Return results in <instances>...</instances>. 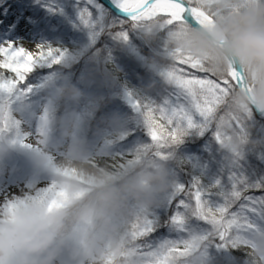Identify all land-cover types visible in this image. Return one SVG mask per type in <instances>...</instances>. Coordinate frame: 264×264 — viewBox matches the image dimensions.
<instances>
[{"label": "clouds", "instance_id": "obj_1", "mask_svg": "<svg viewBox=\"0 0 264 264\" xmlns=\"http://www.w3.org/2000/svg\"><path fill=\"white\" fill-rule=\"evenodd\" d=\"M213 10L218 13L213 24L173 30L167 49L201 61L217 77L241 70L244 84L231 91L225 110L264 115V0H213ZM24 85L11 92L0 88V157L21 145L28 148L51 190L41 199L33 186L11 205L0 203V264H213V240L196 232L171 253L142 249L135 235L172 189L167 157L148 148L113 163L116 157L80 135L74 110L55 124L58 141L47 113L28 131L21 101L31 89ZM80 97L79 88L66 80L51 89L53 103L76 105ZM236 247L248 264H264V228H253Z\"/></svg>", "mask_w": 264, "mask_h": 264}, {"label": "rangeland", "instance_id": "obj_2", "mask_svg": "<svg viewBox=\"0 0 264 264\" xmlns=\"http://www.w3.org/2000/svg\"><path fill=\"white\" fill-rule=\"evenodd\" d=\"M65 1L66 4L64 5L66 8L64 7L61 10L57 7L59 2L55 0H48L50 5H46L47 0H26V2L19 1L20 7L24 6L23 8L21 7V9H17L15 5L11 4L12 2L7 1L6 4L0 8V44L7 41H13L18 46H23L34 53L37 52L36 48L38 46H43L45 48L51 47V45L43 43L42 36L36 33V28L34 27L30 17L32 15V9L30 6L35 4L36 6L40 5L49 7V9H51L54 13H60L59 15L62 16L69 10H67V8L70 3H72L70 4V11L74 15L77 22L76 30L82 33L86 38L93 39L97 42L99 40V36L93 31V17L87 10H89V8L90 10L92 9V11L98 16L99 20L103 21L106 16L101 7L105 9L107 8L97 0ZM53 8H56L57 11L53 10ZM77 8L84 9L83 11H79ZM82 13L86 14L87 23H85L81 18ZM57 19L58 18L53 19L54 24ZM135 23V27L131 30L132 33L135 34V37L145 45L151 46L155 54L163 57L164 59H169L170 55L166 46L167 37L169 35L168 30L155 25ZM72 41V38L67 37L64 41L65 47L58 46L57 50H68L73 43ZM117 46H119L120 50L118 51L121 53L120 63L118 62L119 59L116 54L111 55V57L108 55L105 59L110 60L114 65H128L133 72L136 71L135 69H138L140 76L135 83H138L139 81L143 84L144 79L148 78H155L156 80L160 79L161 81L167 83L163 74V70L165 68L161 64L150 63L146 56L142 54L135 41L127 35V33L124 34L121 42H118ZM120 67L121 66H118L117 68L120 69ZM0 74L8 73L7 70L0 69ZM10 75L14 77V74ZM80 78L75 79L77 83H80V86H76L81 92L79 103L76 105H70L63 102L53 103L51 99V89L53 86L62 80H66L71 83L73 81V76L68 75L63 71L56 70L55 72L49 74H40L36 77V80H34L33 83L29 85L25 84L24 86L31 89V91L21 101L23 114L22 125L28 131H32L34 128L38 127L41 117L47 113L49 119L53 122L51 135L54 140L58 141L59 134L55 124L62 120L69 111L74 110L80 120V135L85 137L94 148L104 149L111 153L113 157L117 158L116 161H113V163H116L130 155L129 152L131 147L137 145L141 141L140 139H142L143 134L133 136V138H130L124 144L122 143L119 145L117 142H113L112 139H117L118 137L117 131L122 130L123 127L120 123H115L112 125V129L105 130L104 127L106 125V121L109 120L110 117H102L103 113L99 115L100 118L102 117V124H95V118L93 120V115L97 109L96 103L102 96H112L113 98L118 97L115 99H120L123 102L120 103L126 107L127 111H131L132 113L135 112L140 117L142 113L134 108L132 104L133 100L138 101V99L132 98L126 89L120 87L108 69L96 74L93 78H88V75ZM153 98H155V96H153ZM112 104L111 100H108L104 104L103 112L107 109H112ZM253 114L255 115V118L260 121H264V118L257 117L255 112H253ZM114 115L115 113L113 112L111 114V120H113ZM140 126L146 129L143 123L140 124ZM234 131V128L230 129L231 139L226 142H221L217 139V132L214 135L213 140L215 143L222 148L227 147L226 151L220 153L222 157V161L220 163H217L212 151L210 154H206L204 156V153L197 150L187 156L193 163V170L207 178V180L211 183L222 184L224 181H227L230 185L234 184L233 178L226 177L225 172L227 167H233V165L237 166V162H234V160L238 161L239 156H233L232 162L230 152L242 155V152L239 150L243 149L241 148L242 145H244V148L246 146V136H242L241 134L236 139H232ZM259 140H262L263 148L264 129H261ZM229 144L232 146H229ZM242 151L244 153L246 150ZM191 155L192 158L190 157ZM237 168L239 170V167ZM186 177L187 176L181 175L179 177L181 180L179 181L182 182L187 180ZM48 179L49 177L43 169H39L34 166L30 150L21 145L13 154L7 157H0V203H4L7 200H11L21 195L29 194L33 186L39 190L44 189L48 183ZM187 186L190 187V183ZM176 189L177 186L173 185L172 189L162 198L161 204L152 212L154 232L148 237L147 243L158 245L166 239L175 237L176 233L170 224V216L175 211V205L178 203V200L175 201L177 198ZM190 189L191 188H187V190ZM181 195L184 194L181 193ZM184 198L187 197L184 196ZM242 206L243 207L240 206L239 208L232 210V212L242 220H246L248 217L258 214L259 200L249 198ZM161 222H163L166 233L161 232L163 230V228H160L159 226ZM249 223L261 228L256 223ZM205 231H207V229H200L201 233ZM209 255L213 264H240L239 261L230 259L227 247H217L214 242L210 246Z\"/></svg>", "mask_w": 264, "mask_h": 264}, {"label": "snow or ice", "instance_id": "obj_3", "mask_svg": "<svg viewBox=\"0 0 264 264\" xmlns=\"http://www.w3.org/2000/svg\"><path fill=\"white\" fill-rule=\"evenodd\" d=\"M115 2L133 22L165 28L169 34L187 24L201 26L213 24L218 14L213 10V0H115ZM233 10L236 11L238 8L234 7ZM81 18L87 23L86 14L82 13ZM36 49L37 52L34 53L13 41L0 44V69L7 70L8 73L0 74V88L11 92L18 84L21 86L24 84L26 75L31 73L38 63H58L63 55L51 47L38 46ZM169 55L172 62L166 66L163 74L171 86V98L165 99L161 104L132 101L133 107L142 113L143 124L150 137V142L142 145L137 152L152 148L155 155L167 157L170 146L179 142L187 129L196 127L197 121L201 127L209 124L216 126L217 139L221 142L230 140V129L241 128L242 119L251 113L234 114L225 110L231 91L244 84L243 72L233 68L227 76L217 77L210 73L201 61L191 56H182L178 50L169 52ZM10 74H14V77ZM50 190L41 189L37 195L41 199H46ZM176 192L177 198L183 193L187 199L180 198L170 216L175 237L166 239L158 245L147 243L148 237L154 232L150 213L135 233L142 242V249L149 252L157 250L171 253L176 250L173 246L185 242L186 237L192 232L200 234L202 238L212 239L217 247H233L244 242L246 234L256 227L235 215L227 205L210 207L199 189L186 190L184 186H177ZM11 203L12 200L4 202L7 205ZM3 207L4 205L0 204V208ZM49 207L51 208V204ZM200 229L207 231L201 233Z\"/></svg>", "mask_w": 264, "mask_h": 264}, {"label": "trees", "instance_id": "obj_4", "mask_svg": "<svg viewBox=\"0 0 264 264\" xmlns=\"http://www.w3.org/2000/svg\"><path fill=\"white\" fill-rule=\"evenodd\" d=\"M7 1L12 2L11 4L15 5L17 9L24 7H20L19 1L26 2V0H0V8L6 4ZM55 1L59 2L57 7L60 10L64 7L66 8L64 5L66 4L65 0ZM70 4L67 8V10L69 9L67 13L62 16L59 15L60 13H54L49 7L36 6L35 4L30 6L32 9V15L30 16L32 23L36 28V33L42 36L43 43L51 45L53 49H57L58 46L65 47L64 41L67 37L72 38L73 43L68 50L59 51L63 53V55L58 63H38L33 71L26 75V80L23 83L29 85L33 83L40 74L45 75L60 70L73 76L72 83L80 86V83H77L75 79L82 76L86 77L87 75L88 78H93L96 74L108 69L117 84L126 89L132 98L138 99L141 103L161 104L165 99L171 98L172 89L166 82L160 79L148 78L144 79L143 84L139 81L135 83L140 76L138 69H135L136 71L133 72L128 65H114L113 62L105 59L108 55L111 57V55L116 54L119 59L118 62L120 63L121 53L118 51L120 48L117 45L118 42H121L124 34L127 33V35L135 41L142 54L146 56L150 63L161 64L166 68L168 65L166 62H168L169 59H164L155 54L151 46L145 45L139 41L135 37V34L132 33L131 30L135 27V22L119 18L103 7L101 8L106 17L103 21H100L96 13L89 8L87 11L93 17V31L99 36V40L95 42L93 39L86 38L82 33L76 30L77 22L70 11ZM46 5H50L48 0ZM83 9L84 8H77L79 11H83ZM53 10H56V8H53ZM54 18H58L55 24L53 23ZM118 66H121L120 69L117 68ZM153 96H155V98H153ZM115 98L112 96H102L96 103L97 109L94 112L93 120L95 118V124H102L101 119L103 116L110 117V119L107 120L108 122L106 121L104 127L105 130H110L112 129V125H114L110 122L112 121L111 114L114 112L115 115L113 120L120 123L123 127L122 130L117 131V139H112L113 142H117L119 145L122 143L124 144L130 138H133V136L143 134L142 139H140L141 141L137 145L131 147L129 153L132 154L142 145L150 142V137H148L146 129L140 126V124L143 123V115L139 117L137 113L127 111L126 107L121 104L123 102ZM108 100H111V103H113V108L103 112L104 104ZM102 113L103 115L100 118L99 115ZM261 129H264V121L255 118L253 112L242 119V127L235 129L232 139H236L241 134L242 136H246V146L245 148L244 145L241 146V148H243L242 150L246 151L243 153L242 150H239L242 152V155L230 152L232 162L233 156H239V158L238 161L234 160V162H237V166L233 165V167H227L225 172L226 177L233 178L234 184L230 185L227 181H224L222 184H217L211 183L207 178L197 173V171L195 172L193 170V163L187 156L197 150L204 153V156L210 154L212 151L215 160L217 163H220L222 161L220 153L226 151L227 147L222 148L214 142V135L218 130L216 126L209 124L205 127H201L200 122L197 121L196 127L187 129L180 137L179 142L171 145L167 150L170 174L174 181L173 185L184 186L186 190L187 188H191L190 190L199 189L204 200L210 207L227 205L231 210H234L240 206L243 207L242 205L245 204L249 198H255L259 200L258 214L248 217L246 220L264 228V147L262 148V140H259ZM190 157L192 158V155ZM237 167H239V170ZM181 175L187 176V180L182 182L179 181L181 180L179 179ZM189 183L190 187L187 186ZM180 198H184V195H181L176 200L179 201ZM192 203H195L194 197ZM159 226L163 228L161 232L166 233L163 222H161ZM227 249L230 259L239 261L240 264H248L246 254L241 248L228 246Z\"/></svg>", "mask_w": 264, "mask_h": 264}, {"label": "water", "instance_id": "obj_5", "mask_svg": "<svg viewBox=\"0 0 264 264\" xmlns=\"http://www.w3.org/2000/svg\"><path fill=\"white\" fill-rule=\"evenodd\" d=\"M98 2H100L104 7H106L109 11H111L114 15H116L119 18L122 19H130L129 17H127V15L125 13H123L116 4H114L112 2V0H97ZM131 20V19H130ZM256 113V112H255ZM257 117L259 118H264V115L260 114V113H256Z\"/></svg>", "mask_w": 264, "mask_h": 264}, {"label": "bare ground", "instance_id": "obj_6", "mask_svg": "<svg viewBox=\"0 0 264 264\" xmlns=\"http://www.w3.org/2000/svg\"><path fill=\"white\" fill-rule=\"evenodd\" d=\"M112 2L114 3V4H116V2L114 1V0H112ZM117 5V4H116Z\"/></svg>", "mask_w": 264, "mask_h": 264}]
</instances>
